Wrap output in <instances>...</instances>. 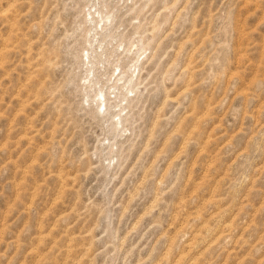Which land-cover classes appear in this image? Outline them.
<instances>
[{
  "label": "rangeland",
  "instance_id": "1",
  "mask_svg": "<svg viewBox=\"0 0 264 264\" xmlns=\"http://www.w3.org/2000/svg\"><path fill=\"white\" fill-rule=\"evenodd\" d=\"M0 264H264V0H0Z\"/></svg>",
  "mask_w": 264,
  "mask_h": 264
},
{
  "label": "snow or ice",
  "instance_id": "2",
  "mask_svg": "<svg viewBox=\"0 0 264 264\" xmlns=\"http://www.w3.org/2000/svg\"><path fill=\"white\" fill-rule=\"evenodd\" d=\"M102 111V110H101Z\"/></svg>",
  "mask_w": 264,
  "mask_h": 264
}]
</instances>
